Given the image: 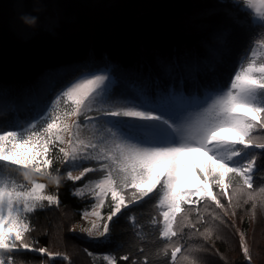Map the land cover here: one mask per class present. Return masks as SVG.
I'll list each match as a JSON object with an SVG mask.
<instances>
[{"label":"trees","instance_id":"1","mask_svg":"<svg viewBox=\"0 0 264 264\" xmlns=\"http://www.w3.org/2000/svg\"><path fill=\"white\" fill-rule=\"evenodd\" d=\"M256 26L240 0H0V130L32 122L58 92L89 73L109 75L114 98L138 104L167 99L168 107L187 119L200 111L214 86L227 85ZM52 156L59 186L48 175L15 174L28 187L33 180L46 184V194L55 193L60 201L30 214L29 242L46 253H23L16 264H106L105 255L118 264H143L147 255L159 264L163 243L149 226L158 215L155 202L132 206L111 224L107 239H89L83 215L95 200L73 195L85 181L67 180L70 169L60 162L58 148ZM256 183L264 184V158L258 160ZM220 199L224 210L211 204L218 219L204 213L198 231L185 229L193 235L179 241L186 251L176 264H264V193L254 188L249 199L245 188L231 204L227 196ZM110 204L109 197L100 208L104 219ZM242 237L250 262L241 250ZM167 256L170 260L171 247Z\"/></svg>","mask_w":264,"mask_h":264},{"label":"snow or ice","instance_id":"2","mask_svg":"<svg viewBox=\"0 0 264 264\" xmlns=\"http://www.w3.org/2000/svg\"><path fill=\"white\" fill-rule=\"evenodd\" d=\"M240 2L257 25L252 41L227 85L214 86L204 106L189 118L171 110L167 99L156 104L116 99L109 75L89 73L58 92L32 122L0 130V264H16L23 253L47 251L29 242L30 214L59 206V197L46 194L44 183L33 180L30 187L19 183L15 174L24 171L27 178L31 171L52 177L56 148L63 158L60 162L70 169L66 179L85 181L73 195L87 194L95 200L92 211L84 214L94 218L85 229L89 236L107 239L111 224L132 206L155 202L158 215L150 218L149 226L163 243L159 264H176L178 254L186 251L179 241L193 235L185 229L198 231L204 213L219 218L211 204L224 210L221 196L231 204L233 195L245 188L249 199L254 188L264 193V184L256 183L258 160L264 158V142L258 140L264 137V0ZM92 112L94 116L89 115ZM76 171L79 174L73 175ZM52 180L59 186V177ZM234 181L240 182L239 187ZM109 197L110 212L104 219L99 209ZM129 219L138 226L136 217ZM241 250L250 262L243 237ZM140 252L144 255L143 248ZM103 260L118 264L111 255ZM143 264H152L147 255Z\"/></svg>","mask_w":264,"mask_h":264},{"label":"rangeland","instance_id":"3","mask_svg":"<svg viewBox=\"0 0 264 264\" xmlns=\"http://www.w3.org/2000/svg\"><path fill=\"white\" fill-rule=\"evenodd\" d=\"M245 8V7H244ZM98 74H100V73H98ZM101 74H104V73H101ZM111 78V77H110ZM112 81V80H111ZM117 99V98H116ZM134 101V100H133ZM135 102V101H134ZM136 103V102H135ZM138 104V103H137ZM183 119V118H182ZM79 173H78V171H76V172H73V175H78ZM45 203H47V202H45ZM99 211H100V209H99ZM91 212V211H90ZM83 217H84V215H83ZM84 219H85V221H86V226H85V228H84V231H85V229H88L89 227H91V220H93L94 218L93 217H88V218H85L84 217ZM97 223H99V221H97ZM85 234H86V237L87 238H89V239H92V240H103V239H105L104 237H99V236H97V235H92V236H89L88 235V233H87V231H85Z\"/></svg>","mask_w":264,"mask_h":264}]
</instances>
